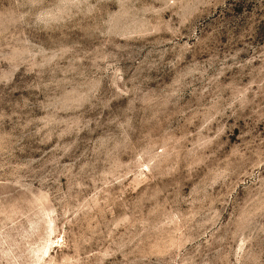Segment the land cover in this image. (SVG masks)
<instances>
[{"label": "rangeland", "instance_id": "374dc122", "mask_svg": "<svg viewBox=\"0 0 264 264\" xmlns=\"http://www.w3.org/2000/svg\"><path fill=\"white\" fill-rule=\"evenodd\" d=\"M0 264H264V0H0Z\"/></svg>", "mask_w": 264, "mask_h": 264}]
</instances>
